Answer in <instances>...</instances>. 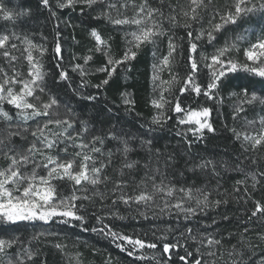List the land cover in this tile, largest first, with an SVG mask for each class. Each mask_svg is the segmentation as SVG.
I'll return each instance as SVG.
<instances>
[{
    "label": "snow or ice",
    "instance_id": "snow-or-ice-1",
    "mask_svg": "<svg viewBox=\"0 0 264 264\" xmlns=\"http://www.w3.org/2000/svg\"><path fill=\"white\" fill-rule=\"evenodd\" d=\"M44 7H50V0H40ZM77 5H83L84 8H93L94 6L105 5L97 18H104L111 24L117 26H135L131 31L124 33L125 48L123 55L116 59L110 55L111 45L108 40L103 39L96 28L90 30V36L95 40V48L89 49V53L97 52L105 56V66L95 69L97 72H106L107 77L111 78L115 73L117 66L122 65L137 57L138 51L145 45L155 44L157 39L168 35L170 29L164 27V21L167 20L172 27L179 26L174 7L172 11L165 15L161 8H155L149 5L148 0H141L139 6L135 0H124L123 3H107V0H57L58 8H74ZM188 9L182 10L181 15L186 18L187 22L182 26L187 30V52H186V75L181 76L178 72L173 71L175 67V53L181 49V45L176 43L174 36H168V51L159 59L158 63L152 65V82L154 87L153 97L150 100L151 106L156 110V114L152 116L151 123L153 125L163 126L170 117L168 112L177 114V123L186 126V132L177 131V136L187 137V133L197 139L203 138L204 131L214 132L215 128L210 122L212 109L205 106L198 108L182 107L185 94L196 97L203 96L206 101L218 100L219 92L226 78L231 74L244 72L251 76L264 79V29H261L257 35L255 42L243 49L245 61L241 62L236 55L240 50V42L248 41L247 30L236 35L235 39L228 40L219 47H214L211 54L200 52L199 49L204 46L212 45L216 40V33L222 32L229 25H238L239 22L250 18L255 13H264V0H232V3L225 4L224 11L220 7H212L213 0H188ZM132 7L135 9L131 16L120 13L118 9H127ZM171 7V6H170ZM210 11L209 27L207 29L200 28L193 31L194 23L202 21V13ZM83 11V8L81 9ZM112 10L117 11V17L113 18ZM0 14L5 21L15 19L17 16L28 15L27 11L14 13L0 4ZM53 15H55L53 13ZM218 18V22L217 21ZM60 33L57 32V37ZM16 37V33L0 34V56L11 67V75L3 67H0V121L4 122L5 134L0 136V222L3 224H16L19 221H43L47 223L56 218H60L64 224H70L73 221L78 222L84 230L86 213L88 204L95 203V198L104 201L108 198L105 192L98 190L101 184L107 185L111 181V177L103 175V170L108 166L104 162H97L92 153H101V149L95 146V143H104L101 136H93L92 140L85 143L82 134L87 132L86 122L81 121V130L79 132H70L75 121L69 118L59 119L58 112L54 109L59 107V100L56 96L50 94L47 89V78L55 74L45 71L44 55L47 48L43 45L35 44L27 36L24 37L22 43L26 45L24 51L27 55V73H23L11 63L17 61L19 57L11 54V49H16L15 43L11 44V49L7 47L9 41ZM55 59H57V68L62 69L60 61L62 60V45L59 40L53 49ZM38 53V55H34ZM155 56V52L153 53ZM75 59V57H74ZM84 64L76 63L72 66V72H78L81 77V86L87 81L84 77L89 74L87 65L93 59L92 55L82 57ZM204 69L207 71L205 72ZM167 71L169 79H162L161 73ZM59 81H68L69 74L66 70H60L58 73ZM206 81V83H205ZM109 79H104L100 84L95 85L99 88L107 85ZM71 87V83L68 85ZM178 89L179 95H176ZM159 92V95H156ZM39 93V94H38ZM47 94V101L43 100V95ZM229 96L236 99L234 104L233 117L245 111V105H254L259 103L264 106V96L257 95L256 92L249 94L248 88L244 87L240 92H230ZM88 100L95 99L94 96L86 97ZM122 102L131 108L134 100L131 99L129 93H121ZM6 106H12L15 109V117L11 114V110ZM45 118L42 124L38 123L34 129H31V142H28L24 135L28 132V128L20 130H11L12 121L16 119L23 123L33 121L36 118ZM256 121H248L249 125ZM260 129L258 133L239 132L231 129L234 138L242 140L241 147L243 151L258 150L264 146V116L259 118ZM56 126L61 129L59 132L52 131L50 126ZM17 129L20 125L17 124ZM111 139H121L114 132L108 133ZM13 137H20L21 143L16 144ZM27 147H24V144ZM124 147L122 154L127 158L131 148L126 140L121 139ZM189 146L191 141H188ZM141 145L147 147L151 152V140H141ZM247 145V146H246ZM69 146L74 150L69 153ZM62 154L65 158H62ZM159 154V150H157ZM111 163L112 153H108ZM171 159V157H169ZM257 161L253 159L255 164ZM138 161L126 162L122 165V169H134L138 166ZM223 166V165H222ZM147 167V165H145ZM196 168L207 170L210 169L214 176H218L216 164L212 159L202 160L195 166ZM190 171L192 169H189ZM235 171H243L240 164L236 165ZM183 173H181L182 175ZM121 175L123 171L121 170ZM253 181L252 187L255 188L257 176L255 173H248ZM264 178V171L259 173ZM152 180L151 191L147 190V180L142 179L136 188L140 189L136 194L135 190L130 194L125 189L128 182L124 179L114 181L111 189L112 207L115 208L119 203L124 205H143L146 209H151L156 205V199L160 195V199L164 200L163 206L159 207V213L152 212V217L157 215H169L173 212L183 220L188 221L193 218L197 212L205 213L210 208H215L221 204L228 203L227 200H210V192L204 187L180 186L177 188L175 184H165L163 180L159 184L155 182L154 177H147ZM237 185L246 184V178L236 181ZM91 186V188L87 187ZM239 192V188L234 189ZM247 191V189H245ZM91 193L85 194V193ZM79 193V194H78ZM165 197H173L175 203H169ZM243 197H240L242 199ZM247 202V201H245ZM139 217L148 219L147 211H137ZM114 218L124 219L119 211H111L106 213ZM253 218H259L264 222V203L255 201V208L248 217V222ZM87 219H94L96 223L103 225L99 229L93 227L92 232L99 231L106 237L110 238L116 247L121 251H127L128 256H135L141 260L154 262V264H170L174 250L183 248L185 255L179 256L180 264H220L221 256L217 255V251L221 245V239L214 238L212 233L200 232L193 227L180 225L172 228L165 226L157 235L155 231L152 236L155 242L146 241L139 234L130 235L115 231L112 227L104 224V218L101 215L93 213ZM222 219L227 220L229 217L224 216ZM216 223L215 220L212 221ZM183 228V231L181 230ZM249 229L245 228L244 232ZM43 233H38L31 239H38ZM231 235V234H230ZM147 236V233H145ZM242 243L233 245L232 250L228 252L231 259L225 264H249L245 259L253 248L247 239L241 234ZM259 239L264 242V233L259 234ZM175 240V242H172ZM189 241L193 242L195 253L188 251L185 245L191 247ZM19 241L16 238L4 239L0 238V264H25V261L33 262V257L37 254L28 248L21 251L11 252L10 250ZM162 243V252L157 255L153 252L151 255H145V249H158V244ZM203 246H207L209 251L204 253L201 251ZM58 250H63V246L56 245ZM167 254V259H165ZM79 253L75 254V264H80ZM205 256L212 259H205ZM105 264H111L109 258ZM257 264H264V257H261Z\"/></svg>",
    "mask_w": 264,
    "mask_h": 264
},
{
    "label": "trees",
    "instance_id": "trees-1",
    "mask_svg": "<svg viewBox=\"0 0 264 264\" xmlns=\"http://www.w3.org/2000/svg\"><path fill=\"white\" fill-rule=\"evenodd\" d=\"M186 1L148 0L150 6L161 8L165 15H168L174 7L179 26L172 27L165 20L164 27L170 29L168 35L159 37L155 44L143 46L134 60L117 66L113 76L108 78L106 72L95 71V69L105 66L106 59L101 53H89V49L95 48V40L90 36V30L96 28L102 38L109 41L110 55L119 59L125 48L124 33L130 27L113 25L104 18H97L105 5L94 6L90 9L84 8L83 5H77L74 8H58L56 7L57 0H50V7H44L40 0H0V4L14 13L28 12V15L17 16L10 21H5L0 14V34L16 33V36L19 37L18 39L13 37L7 45L11 49L12 43L17 44V53L13 54L14 49L11 50V53L19 59L11 63L17 69L20 68L21 72L27 73L28 64L24 58L27 55L24 51L26 45L22 43L25 36L35 44L47 48L44 55L45 71L55 74L47 78V89L59 100V107L54 109L55 112H58L57 118L67 117L75 121L70 132H79L81 130L80 122H86L88 131L81 137L85 143L91 141L93 136L104 138L103 144L93 142L96 147L101 149V153H92V155L97 166L100 162L108 165L103 170V175L112 178L107 185L98 186L99 191L107 194L106 200L101 201L97 197L94 204L85 202L88 204V211L85 214L87 231L78 222L64 224L60 218L47 223L38 220L19 221L14 225L0 222V238H16L19 241L10 250L11 252L21 251L23 257L22 250L28 248L37 254L33 257V262L25 261V264H75L76 253L80 254V264H105L109 258H111V264H150L149 261L137 258L140 255L139 252L135 256H128L127 251L117 248L110 238L99 231L92 232L93 227L98 229L103 227L94 219H87L93 213L101 215L104 218V224L109 225L115 231L130 235L139 234L149 242H155L152 232L155 231L157 235H160L158 229L165 226L176 228L182 224L193 227L197 230V234L200 232L212 233L214 238L221 239L218 249H213L217 251L218 256L222 257L220 264H225L231 259L228 252L232 250L233 245L243 242L241 234L248 243L253 245L245 257L249 264H257V261L264 257V242L259 239V234L264 233V222H261L259 218H253L251 222H248V217L255 208V201L259 200L264 203V178L259 175L261 171H264V146L259 147L258 150L243 151L242 140L235 139L231 131V129H236L243 132L244 123L246 120L252 119L255 112L264 115V106L259 103L245 105V111L234 118L236 99L229 96L230 92H240L244 87L248 88L249 94L256 92L257 95L264 96V79L242 71L231 74L225 79L220 89L219 102L217 100L206 101L205 97H196L195 94L191 96L185 94L182 107L205 106L212 109L209 119L215 131L205 130L201 139H197L191 133H187L186 138L177 136V131L186 132V126L177 123V114L174 112L167 113L170 119L163 126L151 123L152 116L156 114V110L150 104L154 93L152 65L156 63L157 58H162L167 54L168 36H174L176 43L181 45V49H178L174 54L176 64L173 71L178 72L181 76L186 75L188 42L187 30L182 25L187 20L181 15L182 10L188 9L189 5ZM226 1L213 0L212 7H220V10L224 11ZM123 2L124 0L115 1L117 5ZM135 3L139 5L141 0H135ZM210 11L211 9L202 13L203 19L201 22L193 24V31L209 27ZM113 18L116 17L113 16ZM242 24L239 22L238 25H229L222 32L216 33L215 42L222 37L244 30L246 26ZM57 32L60 33L59 37H57ZM57 40L62 45V60L60 61L62 69L57 68V59L54 58L53 49ZM211 46L201 47L199 51H209ZM89 54L93 59L86 66L89 74L84 77V80L87 83L81 86V77L78 72H72V66L76 63L83 65L82 57ZM34 55H38V53L34 52ZM0 67H3L11 75V67L2 56H0ZM60 70L68 72V81H59ZM204 71L207 70L204 69ZM161 77L165 80L169 79L168 72H162ZM104 79H109L107 85L95 87ZM69 83H71V87L68 86ZM124 92L129 93L135 102L131 108L122 102L121 93ZM175 94L179 95L178 89ZM156 95L158 96L159 92ZM88 96H94L95 99L88 100L86 99ZM43 98L47 101L48 95L44 94ZM7 109H10L11 114L15 117V109L12 106H6ZM40 119L42 120L38 123L42 124L45 118L41 117ZM30 123H34V120L23 123L13 119L11 130L29 129ZM17 124L20 125L19 129L16 127ZM5 127L4 122L0 121V136L5 134ZM59 131L54 130V132ZM110 131L128 142L131 151L127 158L120 151L124 147L121 139L109 138ZM24 135L28 142H31L32 136L29 131ZM141 140L152 141L151 152L147 147L141 145ZM13 141L16 144L21 143L20 137H13ZM188 141H191L190 146ZM24 147H27L26 143ZM157 150H159V154H157ZM73 151L69 146V153ZM109 152L112 153L110 164L108 163ZM206 159H212L215 162L218 176H214L210 169L202 170L195 167ZM253 159L257 161L255 164ZM130 161H138L139 164L131 170L122 169V165ZM237 164L241 165L243 171L234 170ZM121 170L123 175H121ZM181 173L183 174L181 175ZM248 173H255L257 176L259 183L255 188L252 187L253 181L251 176L247 175ZM147 177H154L157 184L163 180L165 184L172 183L177 188L180 186L204 187L206 191L210 192V200H227L228 203L210 208L203 214L197 212L188 221L178 217L175 212L152 217V212L159 213V207L156 205L163 206L164 200L160 199V195L163 194L158 195L156 205H153L151 209H146L143 205L139 206V211L148 212V219L138 216L136 205L129 206L119 203L115 208L112 207L111 189L115 180H126L128 187L125 191L132 194L135 190L138 194L140 189H137L136 185L142 179L147 180V190L151 191L152 180H148ZM245 178L246 184H236L237 180ZM87 187L91 188V186ZM236 188H239V192L234 191ZM85 194L90 195L91 193ZM240 197L243 198L240 199ZM164 199L169 203H175L173 197ZM117 210L121 216L125 217L124 219L106 215L108 212ZM224 216L229 219H222ZM213 220L216 221L215 224L212 223ZM245 228L249 231L244 232ZM181 230L183 231V228ZM38 233H43V235H40L38 239H31ZM57 244L63 246L62 251L56 248ZM189 244L192 246L185 245L187 250L198 255L195 253L196 245L191 241ZM162 247L163 245L160 243L158 249H145L144 254L151 255L156 252L159 255L162 252ZM201 251L207 253L209 249L207 246H203ZM180 255H185L183 248L174 250L170 264H180ZM164 258H168L167 254ZM205 259L212 258L205 256Z\"/></svg>",
    "mask_w": 264,
    "mask_h": 264
},
{
    "label": "rangeland",
    "instance_id": "rangeland-1",
    "mask_svg": "<svg viewBox=\"0 0 264 264\" xmlns=\"http://www.w3.org/2000/svg\"><path fill=\"white\" fill-rule=\"evenodd\" d=\"M115 1L116 0H107V3H115ZM186 2L188 3V0ZM226 2L228 4L232 3V1H230V0H227ZM136 5L139 6L138 3H136ZM118 10H119L120 13H123V14L128 15V16H131L133 14V12L135 11V9L132 8V7H128L127 9H123V10H122V8H120ZM111 14L113 16L117 17V11L116 10H112ZM216 22H218V20ZM240 23H243L242 25L246 26L244 30H240L239 32H237L235 34H231V35H228V36L220 38L217 42H214V46H211L209 51H206L204 53L211 54L213 52V50H214V47H219V46L223 45L226 40L231 42L232 40L235 39L237 34L245 32V30H247V35L249 37L248 41H241L240 42V50H239V52L238 53H233V55H236V57L241 62H244L245 61V57L243 55V49L248 47L251 42H255V39H256L257 35H259L260 32H261V29H264V13H255L250 18H247V19L241 21ZM134 28H135V26H131L128 31H131ZM206 29H207V27H206ZM11 50H13V49H11ZM16 53H17V49H14L13 50V54H16ZM159 59H161V58H157L156 59V63L159 62ZM12 62H15V61H12ZM19 69L20 68H18L17 70H19ZM43 100L46 101L44 98H43ZM261 116H264V115L255 112V114L253 115L252 119L246 120V122L244 123L243 128H242L243 132H248V133H253V134L258 133L259 129H260L259 118ZM57 117H54V118H57ZM59 119H61V118H59ZM41 120L42 119H40V118L38 120L36 119V120H34V123H30L28 125L30 134H31L30 130L34 129L37 126L38 122L41 121ZM248 121H256V123H254L252 125H249ZM31 122H33V121H31ZM50 127H51L52 131H54V130L59 131L60 130L59 128H57L54 125L50 126ZM62 158L66 159L67 157L63 156Z\"/></svg>",
    "mask_w": 264,
    "mask_h": 264
}]
</instances>
